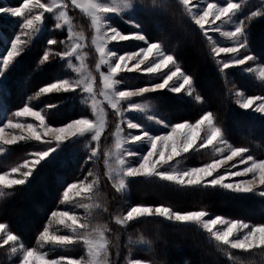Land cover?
<instances>
[{
    "label": "snow or ice",
    "instance_id": "snow-or-ice-1",
    "mask_svg": "<svg viewBox=\"0 0 264 264\" xmlns=\"http://www.w3.org/2000/svg\"><path fill=\"white\" fill-rule=\"evenodd\" d=\"M175 2L190 22L199 29V35L207 42L210 58L217 65V71L225 74V78L228 70L248 65L249 62L258 59L251 51L249 29L254 19L264 16V0H261L260 7L247 14L243 13L249 0H195V2L175 0ZM70 7L79 9L89 21L92 31L91 46L98 57L95 67L102 85L99 96L103 97V103H106L119 118L113 133L114 148L104 153L105 174L117 193H126L131 180L142 177L158 178L181 188H198L203 191L219 189L224 193L253 194L264 198V187H260L264 186V159H257L251 154L245 155L250 152L249 148L237 147L228 141L224 129L217 125L213 112L203 113L194 122L170 124L156 114L151 103L132 100L133 97H143L147 93L167 91L183 93L194 98L197 103L204 101L197 92L194 77L182 69L174 53L167 52L161 41H150L142 31V25L138 22L144 7L141 3L137 0H51L50 3L41 0H22V3L15 7L0 6V14L19 18L16 22L17 27L23 30V36L27 37L21 39L20 35H16L15 39L10 41V48L7 46V40L3 43V52L0 53V94H3L5 89L6 71H11L15 67L18 58L43 30L44 13H51L55 21L54 29H67V40H61L59 43L68 46L63 52L46 49L37 66L42 67L44 63L51 62L52 56H58L76 73L77 78L57 76L48 84L41 86L34 97L53 93H76L80 96L81 103L86 104L91 110L92 118L82 116L61 126H52L45 112L31 103H24L20 109L13 112L12 116L16 118L24 117L37 121L38 127L31 122L19 120L13 122L12 119H7V123L0 126V144L11 146L28 141L51 144L50 140L43 139L51 133L55 137V146L33 150L27 153L21 162L12 166L10 171L0 172V200L6 198L15 187L28 184L41 168L54 166L59 159L57 154L71 143L79 142L81 138L90 137L96 144V147L90 149L89 161L99 158V143L107 128V113L101 107L102 102L97 99L96 79L87 70L85 63L87 57V53L83 51L87 46L85 34L75 29L68 14ZM35 9L43 11L36 13ZM112 17H119L136 31L125 33L112 22ZM213 33L226 38L230 46L221 45L214 40ZM127 41H139L142 44L124 53L110 46L113 43ZM57 43L55 38L47 40L48 45ZM224 56L228 58L224 59ZM73 59L75 63L72 62ZM104 67L107 68V72L102 71ZM242 71L254 74L255 79L264 83V65L248 66L242 68ZM122 72L148 74L158 82L136 89H121L118 86L123 83V79L117 77ZM234 95L235 103L240 109L264 115V96H249L242 90H237ZM179 98L182 99L183 96ZM31 99L33 97H29V100ZM68 99L74 97L69 96ZM153 99L159 100L160 97ZM55 107L57 105H45L47 109ZM126 112L145 114L148 122H154L170 131L162 135L154 134L149 131L148 125L128 119ZM124 124L130 130L126 134L122 127ZM5 128L20 129L21 133L26 130L27 134H13L10 139H5L2 135ZM129 144L133 147H126ZM209 146L211 153L217 158L198 167H179L182 160L187 158L185 154L207 149ZM10 153V147H0V154ZM112 157H115V167L111 166ZM232 161L236 162L229 165ZM225 165L229 166L221 172ZM239 165L246 167L240 168ZM249 174L250 179L235 182L229 179L247 177ZM88 176L94 177L90 183L85 178L64 186L61 202H67L69 193L77 189V196L86 193L84 197L86 200H94V197L98 196L99 177L94 176L91 170ZM256 187H260L258 192L255 190ZM79 207L85 209L87 214L84 217H79L67 209L52 211L49 224L52 218H59L57 223L63 225L68 232L61 234L59 231H52L46 224L37 236L39 247L24 245L20 237L9 230L6 223L0 222L2 241L0 247L11 243L10 252L17 257L18 264H119L118 260L110 259L111 242L105 233L111 229L106 224H94L92 220L93 210L101 209L102 205L95 200L93 203L80 204ZM144 218H153L156 223L169 222L171 225L193 227L201 234L207 233L205 239L210 246L223 253L229 261L239 259L231 250L244 253H251L253 250L264 251V224L250 225L248 222L228 217L211 216L206 209L180 212L166 205H135L130 206L123 214L115 215L113 220L122 229H127L131 222ZM75 244L84 247V256L50 257L49 252L45 250L49 245L63 248ZM127 244L129 252L125 257V264H152V261L133 258L136 250L151 251L148 247L149 241L143 236H139L135 241L129 237Z\"/></svg>",
    "mask_w": 264,
    "mask_h": 264
},
{
    "label": "rangeland",
    "instance_id": "rangeland-1",
    "mask_svg": "<svg viewBox=\"0 0 264 264\" xmlns=\"http://www.w3.org/2000/svg\"><path fill=\"white\" fill-rule=\"evenodd\" d=\"M41 2L50 3L51 0H41ZM137 2L141 3L144 6L143 12L138 18V22L142 25V31L148 36L150 41H161L163 43V41L167 40V35L164 32H162V30L164 29H172L173 32H170V34L169 33L168 34L171 37L178 36L180 39H182L180 43H185L187 42V38L193 37L191 34L186 33L184 31L183 26H190L192 28H197V27L194 24H192L190 20L183 14V12L178 8L175 0H137ZM193 2H195V0H193ZM20 3H22V0H0V6L2 7H15V6H18ZM158 5H163V6H158ZM260 6H261V0H249V2L247 3L248 12H251V9L253 7H255V9H253L252 11L256 10ZM34 11L36 13H39V12H42L43 10L35 9ZM68 14L73 20L75 29L77 31H83L85 34V39H86V44H87V46L83 49V51L87 53L85 63L87 65V70L91 72L92 75L96 79L95 91L97 93V99L102 102L101 107L104 108L105 112L107 113V128L105 132L103 133L101 141L99 143V158L98 159H93L91 161H89L88 159L90 155V149L93 147H96L95 142H92L90 140V137L81 138L79 142L71 143L70 146L65 147L62 151L58 153V155H64L66 152L70 154H74L76 152L81 151L86 155V159H84L81 162V169L84 174L82 176H79L76 179H71V180L64 182L60 190V193L58 194V202L53 209L51 207L48 212L44 210L48 205H50L49 201L47 200L45 205L43 203H39L37 206H27L25 209L19 211L18 213L16 212L15 215H16V218L18 217L20 221L23 219H29L30 224L28 225L27 228H24L26 231L29 230V228H31L32 226H36L38 222L37 215H41L46 218L43 222L42 228L40 230L37 229L38 233L43 230V227L46 226V224H48V226L50 227L52 231H59L61 234H64V233H67L68 230L63 225H60L57 223V220L59 218H52L51 223L49 224V217H50L51 212L57 209L59 210L67 209L70 212L75 213L79 217H84L87 213L85 209L82 207H79V205L84 204V203H93L95 200H98L99 203L102 205V207L101 209L93 210V216H92L93 223L94 224L96 223L106 224L111 229V231L105 233L106 237L111 242L110 248H109V251L111 253L110 259L119 261V257L117 253H119V248H120V232L121 230H124V229H122L119 225L115 224L113 217L115 215L123 214L124 212H126V210L131 206V204L127 202L125 206L117 205V208L115 207L108 208L109 206L107 205H110V203L109 204L106 202L104 203L103 200L105 201V197L107 195L117 196V195H124L127 192H130L132 190V187L134 186V183L132 182L135 180H138V179L156 180V181H160V180L158 178L145 179L142 177L132 179L128 185L127 192L124 194H121V193L116 192L115 188L112 185V182L108 179L107 175L105 174L106 167H105V162H104L105 160L104 153L108 151H112L114 148L113 133L115 131L116 124L119 122V118L112 112V110L107 106L106 103H103V97L99 96V92H100L102 85L100 84L99 73L96 71V67H95L98 57H97V54L95 53L94 48L91 46L92 31H91V28L89 27V21L86 17L83 16V14L79 11V9H72L70 7L68 10ZM243 14H246L245 9H244ZM18 20L19 18L10 17L9 14H0V53L3 52V43L5 40L8 41L7 46L8 48H10L11 47L10 41L12 39H15L16 35H20L21 39H27V37L23 36L22 34L23 30L17 27L16 22ZM112 22L125 33L136 31V29L131 28L128 24L124 23L119 17H112ZM54 23L55 21L52 19V14L44 13L43 30L32 41L31 45L27 47V50L23 53V55L18 58V62L16 63L15 67L12 68L11 71H6V80L4 82L5 89H4L3 94H0V126H3V124H6L7 119H12L13 122H16L18 120L24 121V122H31L37 125L38 127V122L35 120H32L31 118H24V117L16 118L12 116V113L20 109L24 105V103H31L34 107H38L42 109L47 116V120L49 124L52 126H61L64 123L72 119L79 118L82 116H87L89 118H92L91 110L88 108L86 104L81 103V98L76 93H67V94L66 93H53L49 95H42L38 98L34 97V94L38 91V89L41 86L48 84L57 76H62L64 78H70V79L77 78L76 73L73 72L70 68H68L66 66V63L64 61H61V59L58 56H52L50 58L51 62L44 63L42 67L37 66L38 61L41 60L42 54L46 49H52L55 52H63L66 50V47L68 46V45L59 43V41L61 40H67V29L65 28L64 30H56L53 27ZM146 23H150L151 26H148ZM155 28H158L159 30H155ZM212 35H213V39L218 41L221 45L230 46V42L226 38H223L215 33H213ZM156 36H160L161 38H158ZM52 38H55L58 41V43L55 45H48L47 40L52 39ZM141 44L142 42H139V41H127V42H120L119 44L113 43L110 46L114 47L118 52L124 53V52L134 50L137 45H141ZM163 45H164V49L167 52L171 53L170 49L167 48L164 43ZM244 54H247V53H244ZM223 58L227 59L228 57L224 56ZM72 62L75 63L74 59ZM256 65H262V64L256 60V61L249 62L248 65L234 67L232 69H237L241 73L248 74L246 72H243L242 68H245L248 66L255 67ZM142 67L144 66L142 65ZM102 71L107 72V68L106 67L102 68ZM165 71H167V69H165ZM25 72H29V73L31 72L33 74L38 73V74L35 76L31 75L30 78L25 79L27 78L25 75ZM21 75L23 76V79H22L21 84L19 85V76ZM40 77H42L45 80L39 81ZM117 79H123V83L118 86L121 89H125V88L136 89L139 87H144L150 83L158 82L156 78L148 74H141L139 72H132V73L122 72L118 75ZM254 82L261 83L259 80L255 79L254 74H248V85H247L248 89L246 90L242 88L239 90L244 91L246 95L255 96V95L248 94V91L250 90V88L252 87L251 85ZM237 90L238 89H234L233 94ZM164 94L172 96L173 98L176 97L177 99L173 100L172 102H169L163 99ZM69 96L74 97V99H68ZM180 96H183L182 99L193 100L192 107L194 109L198 107L199 103L195 102L194 98L183 95V93L175 94V93H171L167 91H157L153 93H147L143 97L141 96L133 97L132 100L136 102H140V103H151V105L155 108L156 114H158L160 118H162L164 121L170 124H175L177 122H183V121L194 122L203 113H205V112L201 113V115L198 118L196 116L195 118L191 119V116L189 117L186 116L181 121H174L172 117H175L177 115L178 108L176 106H173L171 109L169 105L177 104L176 101L181 102L182 100L179 98ZM29 97H33V99L29 100ZM154 97H160V99L159 100L153 99ZM161 99L164 102L163 106L161 105ZM235 100H236V97L234 95L232 99L233 106L230 107L231 113L241 112L240 116L244 114V117L250 120H254V118L258 120H264V115L260 113H254L251 110L245 111V110L240 109L236 105ZM157 103H159V108H158ZM47 104L57 105V107L52 108V109H47L45 108V105ZM68 109H75V111L73 112L75 116L59 124H54L51 122V120L58 119L65 112H68L69 111ZM204 111H208V110H204ZM215 114L216 113H214V115ZM125 115L128 119H132L139 123L148 125L149 131L154 134L162 135L170 131V129L165 128L161 125H156L154 122H148L146 120L145 114H139L135 112H126ZM231 116L232 115L227 114V115H224L223 118H220L218 115L217 116L215 115V121L217 125L221 126L224 129L225 138L228 141H230L234 146L249 148L250 152L246 153L245 155L251 154L257 159H264V146H263L264 141L262 138H260L259 136L255 138H248L246 142V138H241V140H238V139H232L228 135V134L234 133V131L233 133L229 132L226 126V123H228V120ZM241 120L245 121L243 117H241ZM122 127L124 129L125 134L128 131H130L129 129H127L126 124L122 125ZM246 130L249 136H250V133L257 134V132L259 131V126H254V127L248 126V129L246 128ZM131 131H134V130H131ZM236 132L237 133L235 134H238V133L241 134V133H244L245 131L244 130L239 131L238 129ZM13 134L15 135L25 134L26 135L27 132L25 130L24 133H21L20 129L5 128L4 132L2 133L5 139H10ZM43 139L45 141L50 140L51 144L41 143L37 141H28L27 143L18 142L17 144L11 145V146L0 144V147H5V148L10 147L11 148V153L9 155L0 154V172L10 171V168L12 166H15L16 164L21 162L24 158H26V154L33 150H42V149H45L51 146H55L54 134L50 133L48 136H44ZM126 147L132 148L133 145L129 144ZM22 152L25 155L23 159L21 157ZM226 154L227 153H225V155ZM185 155L187 156V158L183 159L182 162L179 164L180 168L198 167L204 163L210 162L214 158H217L211 153V146H209V148L207 149H201L200 151L190 152ZM86 162L90 163L89 167H87ZM110 162H111L112 167L116 166L115 157H112ZM130 162H131V158H130ZM235 162L236 161L229 162V165ZM229 165L223 166L220 171L223 172L224 168L228 167ZM99 167H100V170H102L100 172V175L98 174ZM239 167L243 168V167H246V165H239ZM89 170H91L94 173V176L99 177L98 196L94 197V200L92 201L86 200L84 197L87 194L81 193L79 196H77L76 195V192L78 191L77 189L69 193V200L67 202H61L62 201V190L64 186L74 181L84 180L85 178H87V182L89 183L91 182V180L94 177L88 176ZM232 170L236 171L237 169H232ZM250 178H251V174H249V176L247 177H230L229 179L235 182V181H239L243 179H250ZM160 182H164V181H160ZM148 183H158V182L150 181ZM164 183L171 184L168 182H164ZM171 185H173L174 188H178L182 190L191 189V188H181L174 184H171ZM24 186L25 185L15 187L14 190L10 191L11 194L10 195L8 194L7 197H11L14 194L16 195L17 199L25 198L24 192L20 193V190H22ZM41 186H42L41 183L37 185L39 189H41ZM54 187H55V184H54ZM54 187L48 188L46 190L48 191L47 193L43 191L41 199L42 197L46 196L48 199H51L52 201H54L53 200L55 196ZM260 187H264V186H260ZM260 187H256L255 190L258 192L260 190ZM219 191L223 192V190H219ZM228 195L235 196V197H249L252 199H264V198L259 197L258 195H253V194L237 195L233 193H228ZM6 198H4V200ZM132 206H135V205H132ZM256 211L257 210L255 208H253L252 210L245 211L244 213L246 214H244L245 218L243 220L233 219V218H230V219L238 220V221H245V222H248L250 225L264 224V222H261V221H264V211L260 213L259 211L257 212ZM210 214L211 216H217L212 213ZM67 223L70 224L71 221H67ZM12 227L15 231L19 233V230L14 228V226ZM38 233H35L32 238L28 237L25 239L26 243H28L29 245L25 244L21 239L20 240L24 243V245L28 247H33V246L39 247L37 244ZM242 234L243 233H241V235ZM20 235L22 236V234ZM203 235L207 236V233H203ZM128 240L129 239L126 240V246H128L127 244ZM0 243H2V241H0ZM10 248H11V243L9 245L0 247V250H1L0 264H14V262L15 264H18L17 257L11 254ZM45 250L49 252L50 257L66 256V257L79 258L81 256H84L85 254V249L81 244H75V245L66 246L63 248L52 247L49 245L45 247ZM231 251L237 252L238 250H231ZM128 252H129V246H128V250L126 253L128 254ZM135 252L136 251H134V253ZM238 252H241V251H238ZM134 253H133V257H134ZM140 259L145 260V261H151L149 259H142V258ZM120 264H125V259L121 260ZM152 264H156V263L152 261Z\"/></svg>",
    "mask_w": 264,
    "mask_h": 264
},
{
    "label": "trees",
    "instance_id": "trees-1",
    "mask_svg": "<svg viewBox=\"0 0 264 264\" xmlns=\"http://www.w3.org/2000/svg\"><path fill=\"white\" fill-rule=\"evenodd\" d=\"M253 9L255 7L251 11ZM245 12L246 14L249 13L248 7L245 8ZM146 24L151 26L150 23ZM183 27L186 33L193 36L192 38L186 37L187 42L180 43L182 39L178 36L171 37L169 35L170 32H173L172 29H164L162 32L167 35V40L163 41V43L170 49L171 53H174L183 70L194 77L197 92L204 98V101L203 103H199L195 109L192 107L193 100L188 99H181V102L176 101L177 104L169 105L171 109L173 106L178 108L177 115L175 117L171 116L173 120L181 121L186 116H191V119L196 116L198 118L201 113L208 111L216 113L215 115H218L220 118L229 114L232 116L229 118L226 126L229 132L233 133L234 131L233 134H228L232 139L241 140V138H246L247 142L248 138L259 136L264 141V120H258L256 118L250 120L245 118L244 114L240 116L241 112H230V107L233 106V90L248 89V74L241 73L237 69H230L225 78V74L217 71V65L210 58L207 42L199 35V29L190 26ZM155 30L159 29L155 28ZM249 32L251 51L258 57L257 61L264 65V16L256 18L251 22ZM156 37L161 38L160 36ZM31 72H25L27 77L25 79L30 78L31 75L35 76L38 74ZM22 79L23 76H19V85ZM41 80L45 79L40 77L39 81ZM251 86L248 94L264 96V83L254 82ZM163 99L172 102L177 98L164 94ZM163 104L164 102L161 99V105L163 106ZM157 105L159 108V103ZM203 109L208 111H204ZM68 110L70 112H65L58 119L51 120V122L59 124L75 116L73 113L75 109ZM241 117L245 121L241 120ZM248 126H259V131L257 134L250 133L249 136L246 130ZM238 129L239 131L244 130L245 132L235 134ZM24 156L22 152V159ZM58 157L59 159L54 166L41 168L36 177L20 190V193L24 192L25 198L17 199L16 195L13 194L11 197L0 201V222L6 223L9 226V230L18 235L27 245L29 244L26 243L25 239L28 237L32 238L35 233H38L37 229L40 230L42 228L46 217L37 215L38 222L36 226H32L26 231L24 228H27L30 224L29 219L20 221L18 217L16 218L15 213L25 209L27 206H37L39 203L45 205L47 200L50 205L44 210L48 212L51 207L53 209L56 206L58 194L64 182L76 179L84 174L81 169V162L86 159V155L83 152L79 151L74 154L66 152L64 155H58ZM86 165L89 167L90 163L86 162ZM101 171L99 167V175ZM150 181L158 183H148ZM39 183L42 185L41 189L37 187ZM132 183H134V186L130 192L117 196L107 195L103 202L110 203V205H107L109 206L108 208H117V205L125 206L129 202L131 206L166 205L180 212L206 209L215 215L240 220L245 218L244 214L246 213L244 212L247 210L255 208L259 213L264 211V199L235 197L228 195V193L212 189H208L207 191L198 188L182 190L174 188L171 184L156 180L138 179ZM53 187L55 191L54 201L48 199L46 196L41 199L43 191L47 193L48 191L46 190ZM8 194L10 195L11 192ZM12 226L19 230V233ZM139 236H143L145 240L149 241L148 247H150L151 251L136 250L133 258L149 259L156 264H264V251L253 250L251 253L232 251L239 259L229 261L223 253L216 251L214 247L210 246L209 242L205 239V235L193 227L171 225L169 222L156 223L153 218L134 221L130 223L127 229L121 230L120 248L119 253H117L119 264L121 260L125 259L127 254L128 246H126V240L129 237L136 240Z\"/></svg>",
    "mask_w": 264,
    "mask_h": 264
}]
</instances>
